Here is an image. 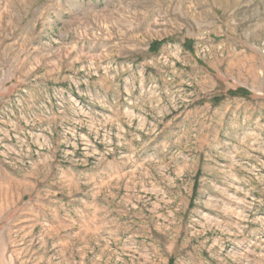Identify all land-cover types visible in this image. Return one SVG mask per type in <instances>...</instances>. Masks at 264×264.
I'll list each match as a JSON object with an SVG mask.
<instances>
[{"label":"rangeland","instance_id":"374dc122","mask_svg":"<svg viewBox=\"0 0 264 264\" xmlns=\"http://www.w3.org/2000/svg\"><path fill=\"white\" fill-rule=\"evenodd\" d=\"M170 260L264 264V0H0V264Z\"/></svg>","mask_w":264,"mask_h":264},{"label":"trees","instance_id":"16d2710c","mask_svg":"<svg viewBox=\"0 0 264 264\" xmlns=\"http://www.w3.org/2000/svg\"><path fill=\"white\" fill-rule=\"evenodd\" d=\"M240 91H241V90H240ZM233 93H234V91L231 92V94H233ZM169 264H172L171 260L169 261Z\"/></svg>","mask_w":264,"mask_h":264}]
</instances>
